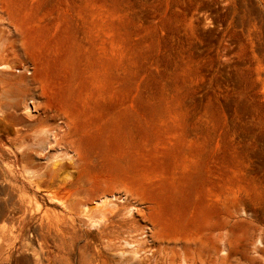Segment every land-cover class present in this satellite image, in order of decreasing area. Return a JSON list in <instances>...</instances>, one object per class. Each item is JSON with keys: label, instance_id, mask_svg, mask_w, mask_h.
<instances>
[{"label": "rangeland", "instance_id": "1", "mask_svg": "<svg viewBox=\"0 0 264 264\" xmlns=\"http://www.w3.org/2000/svg\"><path fill=\"white\" fill-rule=\"evenodd\" d=\"M0 264H264V0H0Z\"/></svg>", "mask_w": 264, "mask_h": 264}, {"label": "bare ground", "instance_id": "2", "mask_svg": "<svg viewBox=\"0 0 264 264\" xmlns=\"http://www.w3.org/2000/svg\"><path fill=\"white\" fill-rule=\"evenodd\" d=\"M101 202H103V201L101 200Z\"/></svg>", "mask_w": 264, "mask_h": 264}]
</instances>
